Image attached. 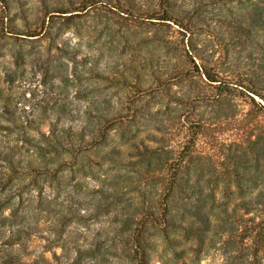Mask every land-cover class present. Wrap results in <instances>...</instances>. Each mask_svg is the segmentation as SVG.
I'll use <instances>...</instances> for the list:
<instances>
[{"label":"rangeland","instance_id":"374dc122","mask_svg":"<svg viewBox=\"0 0 264 264\" xmlns=\"http://www.w3.org/2000/svg\"><path fill=\"white\" fill-rule=\"evenodd\" d=\"M262 98L264 0H0V264H229Z\"/></svg>","mask_w":264,"mask_h":264},{"label":"trees","instance_id":"16d2710c","mask_svg":"<svg viewBox=\"0 0 264 264\" xmlns=\"http://www.w3.org/2000/svg\"><path fill=\"white\" fill-rule=\"evenodd\" d=\"M160 19L168 20V21L170 20L165 14H164V18H160ZM39 34L40 33H37L31 36H37ZM192 63L194 64V62ZM195 68L197 69L196 65ZM200 70L211 83L220 82V80H218L217 77L210 75L205 68L200 66ZM219 85L220 83L216 84V86ZM262 99L264 101V98ZM251 100L254 102L253 99ZM258 106L261 108L262 111H264L263 106L261 105ZM239 206L244 208L246 212H249L250 209H254L258 211V213L260 214V218L257 222L254 221V218H248L244 220L245 224L239 236L242 240L248 241V244L246 243L242 247V250H238L233 255H231L228 263L229 264H257V263L260 264L261 261L264 260V200L258 202L257 205H254L251 201H241ZM231 229H234L233 224L231 225ZM136 253L139 260V264H147L145 259V254L142 251H137Z\"/></svg>","mask_w":264,"mask_h":264}]
</instances>
